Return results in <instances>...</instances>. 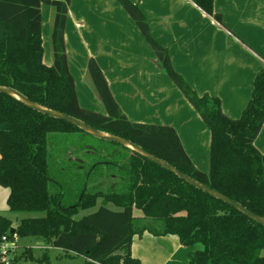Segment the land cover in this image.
<instances>
[{"label":"trees","instance_id":"trees-1","mask_svg":"<svg viewBox=\"0 0 264 264\" xmlns=\"http://www.w3.org/2000/svg\"><path fill=\"white\" fill-rule=\"evenodd\" d=\"M116 1L210 131L208 171L193 165L172 127L131 122L94 59L88 60L87 73L104 112L80 106L64 45L70 0H0V86L129 140L264 218V155L254 144L264 123V67L254 78L241 116L230 119L218 98L198 95L172 68L139 8L129 0ZM191 1L219 20L214 0ZM43 5L54 13L50 66L43 61ZM70 149L89 158L72 159ZM0 186L9 190V212L28 215L14 226L0 216V238H33L67 256L83 257L84 264H142L132 256L131 245L143 233L176 237L182 247L201 245L188 254L187 264H264V226L138 153L40 114L6 94H0ZM98 200L97 210L77 218ZM134 209L141 211V219L133 217ZM27 259L49 263L46 253L35 259L32 249L24 248L12 264Z\"/></svg>","mask_w":264,"mask_h":264},{"label":"crops","instance_id":"crops-1","mask_svg":"<svg viewBox=\"0 0 264 264\" xmlns=\"http://www.w3.org/2000/svg\"><path fill=\"white\" fill-rule=\"evenodd\" d=\"M129 1L145 16L152 39L167 50L172 68L198 95L218 98L222 112L238 119L255 76L264 67V0H214L219 20L191 0ZM47 12L52 20L53 11ZM42 45L43 61L50 66L51 44L46 49L49 56L44 50L47 44ZM64 45L82 108L104 112L93 85L92 90L84 83L88 60L94 59L131 122L172 127L193 165L209 170L210 131L162 71L152 48L116 0H70ZM254 144L264 155V123ZM8 196L9 190L0 186V216L9 212ZM136 240L173 247L157 264L171 263L183 248L173 236H134L131 253L142 264H150L151 257L138 251Z\"/></svg>","mask_w":264,"mask_h":264},{"label":"rangeland","instance_id":"rangeland-1","mask_svg":"<svg viewBox=\"0 0 264 264\" xmlns=\"http://www.w3.org/2000/svg\"><path fill=\"white\" fill-rule=\"evenodd\" d=\"M42 17H43V25H42V42L45 46L44 50L45 52H47V56H49V54L51 53L49 50L46 51V49L48 47H50V32H51V27H52V23H53V19L49 20V13L47 12V10H52L51 7L43 5L42 6ZM53 11V10H52ZM53 17V16H52ZM48 22V26H46ZM50 59V57H49ZM51 61V59H50ZM84 83L86 85H88L89 88L92 87L91 81L89 76L85 78ZM80 88V87H79ZM93 90V87H92ZM81 97H82V101L84 102L82 93H81ZM63 143V142H62ZM59 144L62 147H69V145L64 146L63 144ZM72 149H70L69 153H70V157H72V159L78 157L79 159H88L89 157L86 155H75V153L73 151H71ZM85 161V160H84ZM106 190V189H105ZM100 206V200L97 201V205L89 210H85L79 213V216H77V218L90 214L92 212H94L95 210L98 209V207ZM108 208L110 209H115L112 205H108ZM28 216L27 214H22V213H6L5 216L2 217H6L12 220L13 222V226L18 224L19 221ZM133 217L135 219H141L143 217L141 211L134 209L133 210ZM136 245H139L138 251L140 252H145L146 254L150 255L148 258L150 264H157V262L160 260H163L164 257H166L168 255V253H170L173 250V247L170 245H163L161 244L162 248L159 247L158 244H153L150 242H141L138 243V241L136 240ZM135 245V246H136ZM145 245V246H144ZM17 253L20 254L21 251L25 248H31L32 249V256L33 258L37 259L40 258L44 253L47 254V256L49 257V263L48 264H84V258L81 256H75V255H70L67 256L65 255L66 253L61 250V249H57V248H52V247H48V246H44L43 242L33 239V238H17ZM136 249V248H135ZM201 249V245L196 244L193 245L191 247H183L181 250V253H178L177 255L175 254V256L172 258L171 263L169 264H186V257L188 252H193L195 250H200ZM17 254V255H18ZM22 264H35L32 260L27 259L26 261L22 262Z\"/></svg>","mask_w":264,"mask_h":264},{"label":"water","instance_id":"water-1","mask_svg":"<svg viewBox=\"0 0 264 264\" xmlns=\"http://www.w3.org/2000/svg\"><path fill=\"white\" fill-rule=\"evenodd\" d=\"M0 94H6L8 96H11V97L21 101L27 107L31 108L32 110H34L40 114L46 115L50 118H54L57 120L65 121V122L79 128V129H81L82 131L90 134L94 138H97V139L103 140V141L113 142V143H116V144L123 146L127 149H130L131 151L138 153L139 155H141L142 157L146 158L147 160L153 162L154 164H156V165L166 169L167 171L173 173L175 176L180 178L182 181H184V182L188 183L189 185L195 187L196 189L210 195L211 197L218 199V200L230 205L231 207L235 208L236 210H238L239 212H241L242 214H244L245 216H247L249 219L253 220L257 224L264 226V218H262L256 214H254L253 212L249 211L244 206H242L240 203L235 202V201L229 199L228 197L220 194L219 192H217V191L199 183L198 181L192 179L191 177H189L186 174L177 170L172 165L168 164L167 162H165V161L155 157L154 155L146 152L143 148L134 144L133 142L126 140L124 138L118 137V136L110 135V134L95 130L94 128L87 125L86 123H84L81 120H78L74 117L63 114L61 112H57V111L48 109L46 107L40 106V105L36 104L35 102H32L31 100H29L28 98L23 96L21 93L17 92L16 90H14L12 88L0 86ZM13 231H14V229L12 228L10 233H12Z\"/></svg>","mask_w":264,"mask_h":264},{"label":"built area","instance_id":"built-area-1","mask_svg":"<svg viewBox=\"0 0 264 264\" xmlns=\"http://www.w3.org/2000/svg\"><path fill=\"white\" fill-rule=\"evenodd\" d=\"M17 238L12 239L7 236L0 238V264H12L13 259L17 256Z\"/></svg>","mask_w":264,"mask_h":264}]
</instances>
